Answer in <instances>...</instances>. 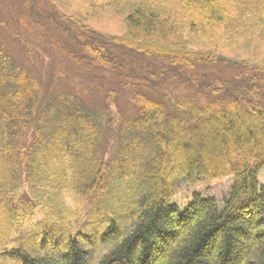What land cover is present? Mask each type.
Returning a JSON list of instances; mask_svg holds the SVG:
<instances>
[{"label":"trees","instance_id":"1","mask_svg":"<svg viewBox=\"0 0 264 264\" xmlns=\"http://www.w3.org/2000/svg\"><path fill=\"white\" fill-rule=\"evenodd\" d=\"M62 1L6 6L59 59L146 90L130 91L132 117L100 121L63 104L50 116L36 108L39 80L0 46V247L18 245L0 251V264H264V0H79L87 14L71 16ZM103 7L122 16V35L83 28ZM258 46L260 59L234 56ZM133 55L159 81L176 79L177 92L122 73ZM105 124L120 129L109 161ZM227 175L221 206L199 194L181 212L171 204L174 178ZM23 183L38 200L20 207ZM65 192L80 199L75 208ZM40 207L44 218L24 231Z\"/></svg>","mask_w":264,"mask_h":264},{"label":"rangeland","instance_id":"2","mask_svg":"<svg viewBox=\"0 0 264 264\" xmlns=\"http://www.w3.org/2000/svg\"><path fill=\"white\" fill-rule=\"evenodd\" d=\"M13 0H0V46L11 57L12 64L16 70H25L39 80L41 89L36 103L38 110L44 111L50 116H57L62 111V104L73 111L79 108L81 111L91 113L98 120H102L104 116L108 118L132 117L135 115V110L132 106L130 91L146 90L144 85L130 84L125 88H120V81L117 75L110 70L97 72H86L81 66L75 67L73 62L61 60L56 54L57 50L51 42H48L47 35H40L35 32H28L26 26L16 21L15 13L12 9L6 6L12 3ZM89 0H87L88 2ZM55 5L63 12L71 16L81 12L87 14V6L80 7L79 0H68V3L62 1L55 2ZM42 7L48 8L42 4ZM26 17V16H25ZM85 30L99 33L107 39L114 36H120L124 32L123 18L120 14L102 8V10L87 15V19L83 23ZM43 42L44 45L38 43ZM58 39V38H57ZM61 41L60 39H58ZM259 48H241L234 56H252L260 59L262 57V47ZM54 48V49H53ZM141 57L133 55L131 60H127V69L120 68L122 73L143 77L149 81L151 88L157 93L161 92V88H165V93L168 96L172 92H177V80L167 83V80L161 82L152 69L153 66L141 65L136 66V62L141 64ZM143 63V61H142ZM139 64V65H140ZM77 70H76V69ZM154 71V72H153ZM101 73V74H100ZM119 71H117V74ZM154 78V79H153ZM153 83L162 84L160 87H153ZM148 85V83H146ZM158 87V88H156ZM162 93V92H161ZM165 99V98H164ZM67 111V112H68ZM120 129L111 128L108 124L103 127V160L109 161L111 156L117 151V131ZM32 138V129L29 133L28 141ZM258 185L264 184V167H261L256 172ZM233 177L230 175L220 177L214 180H206L197 176L189 180L187 177L174 178V190L171 197V204L176 207L178 212H181L188 203L192 200L194 194H199L201 197L215 198L221 206L222 201L229 194V189ZM13 202L16 206L24 205V198L29 197L32 200H38L30 195V188L23 183L14 193ZM80 199L74 198L69 193H64V201L66 206L72 209L75 208V202ZM45 210L43 207L38 208L33 212L30 220L25 222L24 231H30L33 226L44 218ZM15 236L12 235L11 239ZM4 240L3 242H5ZM15 242L0 247L1 250H10L17 248ZM102 250V249H101ZM105 248L103 247V252Z\"/></svg>","mask_w":264,"mask_h":264}]
</instances>
